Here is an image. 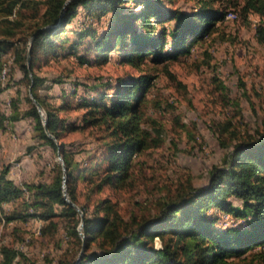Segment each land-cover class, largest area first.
Returning a JSON list of instances; mask_svg holds the SVG:
<instances>
[{
    "label": "trees",
    "instance_id": "trees-1",
    "mask_svg": "<svg viewBox=\"0 0 264 264\" xmlns=\"http://www.w3.org/2000/svg\"><path fill=\"white\" fill-rule=\"evenodd\" d=\"M28 1L0 0V11L10 15L17 5L26 6ZM43 1L42 22L31 33L35 34L31 66L28 49L16 48L9 37L14 33L11 28L5 31L8 35L0 36V55L15 49L14 60L33 92V97H27L29 106L23 115L34 120L41 143L62 153L67 170L56 162L49 180L22 186L9 177V167L5 166L0 173V205L21 199L20 208L6 215L7 220L39 217L47 221L45 231L57 227L54 217L67 219L71 242L60 264H75L84 242L78 264H234L236 258H244L243 264H264V127L255 134L231 131L229 143L223 133L230 123L223 124L218 137L232 148L223 164L213 166L207 185L183 184L162 199L155 214L139 218L133 214L127 219L108 197L81 201L78 184L85 180L92 191H101L106 185L122 186L132 176L135 157L150 146L151 132L145 126L147 93L155 75L119 76L109 90L93 86L80 93L78 85L69 86L70 90L65 87L60 94L62 102L57 104L38 91L46 79L33 71L42 54L66 52L74 53L81 62H90V55L104 61L115 51L122 61L139 69L146 60L166 64L188 53L193 42L202 41L226 21L228 10L214 6L213 0H197L198 5L191 10L170 6L173 0H72L67 5V0ZM80 8L85 11L84 19L72 26L75 38L70 39L64 34ZM250 9L264 13V0H245L244 10ZM104 16L105 25L99 28L95 23L102 22ZM2 66L0 60V70ZM34 99L43 105L49 130L58 140L47 133ZM73 99H77L75 106L85 109L82 124L68 122L60 114L74 106ZM13 105L16 120L20 118L16 99ZM86 126L101 127L106 135L100 154L82 160L75 158L62 137L66 130ZM65 175L70 198L84 212L85 237L79 230L81 213L64 195ZM27 192L28 199L24 198ZM224 215L233 216L235 222L220 226ZM1 253L0 264H13L19 254L10 246H3Z\"/></svg>",
    "mask_w": 264,
    "mask_h": 264
},
{
    "label": "rangeland",
    "instance_id": "rangeland-1",
    "mask_svg": "<svg viewBox=\"0 0 264 264\" xmlns=\"http://www.w3.org/2000/svg\"><path fill=\"white\" fill-rule=\"evenodd\" d=\"M168 4L184 10L198 5L197 0H173ZM213 4L233 10L236 16L225 19L202 41L193 42L188 53L166 64L146 60L139 69L122 61L115 51L104 61H96L90 55V62H81L77 55L67 52L39 57L33 71L45 77L46 82L38 91L57 104L62 102L60 94L65 87L78 85L80 93L94 89L93 86L109 90L119 76L155 75L147 93L145 126L151 132L150 146L135 157L132 176L122 186L106 185L101 191H92L87 181L79 180L81 201L108 197L116 202L119 212L127 219L133 214L138 218L153 215L162 199L183 184H208L211 169L223 164L226 153L232 148L224 146L218 137L223 124L230 123L223 133L229 143L232 142L231 131L238 135L255 134L264 127V13L253 9L245 11V0H213ZM45 6L43 0H29L26 6L17 5L10 15L0 11V36L8 35L5 31L11 28L14 33L9 37L16 42V48L28 49L31 33L42 22ZM84 14V9L80 8L64 36L75 38L71 28L84 19ZM106 18L95 25L101 28ZM14 53L15 49H9L0 55L3 62L0 70V173L8 166L9 177L24 186L49 180L54 164L62 161L57 152L36 138L34 120L23 115L29 106L27 97L33 96L31 87L22 79ZM59 78L60 82L54 81ZM13 99L20 112L16 120L13 119ZM76 102L77 99H73L74 106L60 114L68 122L82 124L85 109L75 106ZM105 135L101 127L86 126L66 130L62 140L73 150L75 158L89 160L102 151ZM24 198H29L28 192ZM19 200L0 205V258L1 248L10 246L19 252L13 264H60L71 242L67 219L54 217L57 227L45 231L47 221L39 217L7 220L6 215L17 206L20 208ZM234 222L233 216L224 215L220 226ZM155 240L160 246V240L157 237ZM243 262L244 258L234 259V264Z\"/></svg>",
    "mask_w": 264,
    "mask_h": 264
},
{
    "label": "water",
    "instance_id": "water-1",
    "mask_svg": "<svg viewBox=\"0 0 264 264\" xmlns=\"http://www.w3.org/2000/svg\"><path fill=\"white\" fill-rule=\"evenodd\" d=\"M71 1H72V0H67L66 5H67L69 2H71ZM34 36H35V34L32 35V37H31V39H30V45H29V48H28V64H29V66H31V62H32V44H33V38H34ZM30 90H31V93H32V96H33L32 87H31ZM34 101H35V103L37 104V107H38V109H39V112H40V114H41V116H42L43 123H44V125H45V129H46L47 133H48L49 136H50L51 138H53L54 140H58L57 137H56L52 132H50V130H49V127H48V118H47L46 111H45L43 105H42L37 99H34ZM60 160L62 161V164H63L64 170H65V172H66V170H67L66 162H65V159H64V157H63V155H62L61 152H60ZM64 195H65V198H66L71 204H73V205L79 210V212L81 213L82 220H81V223H80V226H79V230H80L82 236L85 237V233L83 232L84 212H83L82 208H81L76 202H74V201L70 198V196H69L68 188H67V185H66V175H65V180H64ZM85 247H86V246H85V242H84V245H83V247H82V249H81V252H80L79 257H78V259H77V262H76L75 264H78V263H79V261H80L82 255H83V253H84V251H85Z\"/></svg>",
    "mask_w": 264,
    "mask_h": 264
},
{
    "label": "bare ground",
    "instance_id": "bare-ground-1",
    "mask_svg": "<svg viewBox=\"0 0 264 264\" xmlns=\"http://www.w3.org/2000/svg\"><path fill=\"white\" fill-rule=\"evenodd\" d=\"M235 16H236V13L233 10H228L226 15H225V17H224V19L232 18V17H235Z\"/></svg>",
    "mask_w": 264,
    "mask_h": 264
}]
</instances>
